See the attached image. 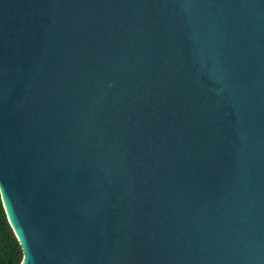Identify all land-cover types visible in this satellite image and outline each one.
I'll list each match as a JSON object with an SVG mask.
<instances>
[{
  "label": "water",
  "instance_id": "95a60500",
  "mask_svg": "<svg viewBox=\"0 0 264 264\" xmlns=\"http://www.w3.org/2000/svg\"><path fill=\"white\" fill-rule=\"evenodd\" d=\"M0 200L20 264H264V0H0Z\"/></svg>",
  "mask_w": 264,
  "mask_h": 264
},
{
  "label": "trees",
  "instance_id": "16d2710c",
  "mask_svg": "<svg viewBox=\"0 0 264 264\" xmlns=\"http://www.w3.org/2000/svg\"><path fill=\"white\" fill-rule=\"evenodd\" d=\"M22 252L7 222L0 200V264H20Z\"/></svg>",
  "mask_w": 264,
  "mask_h": 264
}]
</instances>
